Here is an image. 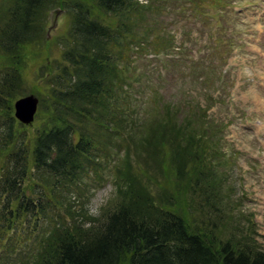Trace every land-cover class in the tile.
I'll return each instance as SVG.
<instances>
[{"label": "rangeland", "instance_id": "obj_1", "mask_svg": "<svg viewBox=\"0 0 264 264\" xmlns=\"http://www.w3.org/2000/svg\"><path fill=\"white\" fill-rule=\"evenodd\" d=\"M9 3L0 0L2 47L10 22L1 16ZM56 3L49 0L37 12L33 34L40 37L19 47L22 61L11 60L10 53L0 49V80L8 72L22 79L14 101L30 94L40 99L34 123H21L28 128L22 137L16 125L12 139L1 138L10 120L0 115V139L9 148L0 165L22 144L19 138L33 136L24 142L32 152L37 130L46 125L50 113L62 109L57 99L60 88L72 84L69 73L76 66L68 52L77 46L72 33L75 15ZM151 3L132 11L148 10L135 32V42L143 39V45L131 43L132 36L123 29L131 46L115 41L117 48L111 53L125 89L117 90L122 93L115 103L117 123L99 105L84 110L82 103L76 105L80 115L73 111V117L96 143L80 158L82 171L62 183L34 171L24 183L26 194L61 203L56 212L71 221L74 217L82 230L99 225L129 200L147 196L155 209L181 216L193 230L214 233L217 245L230 242L240 249L264 251V0H154L148 6ZM88 7L94 20L121 37L115 32L121 31L115 28L118 18L102 12L97 3ZM121 107L129 116L127 127L119 122L126 119ZM0 111L4 114L1 103ZM169 112L177 115L176 129L167 124ZM100 122L117 127L116 134ZM181 123L182 145L190 144L195 131L203 133L204 138L195 142L194 155L201 151L211 157L219 176L209 178L210 183L205 182L213 172L209 160H185V155L174 159L175 143L167 128L178 131ZM186 150L182 151L188 154ZM92 209L98 215H90Z\"/></svg>", "mask_w": 264, "mask_h": 264}, {"label": "trees", "instance_id": "obj_2", "mask_svg": "<svg viewBox=\"0 0 264 264\" xmlns=\"http://www.w3.org/2000/svg\"><path fill=\"white\" fill-rule=\"evenodd\" d=\"M48 1L10 0L5 9L7 13L1 16V19L8 18L10 24L5 30L4 46H0V49L10 53L8 56L11 60L22 61L19 47L28 44L34 36L36 40L39 39L40 36L33 34L32 22ZM150 1L154 3V0ZM92 2L97 3L102 12L112 15L113 19L118 18L117 25L121 27L116 25L115 28L121 31L115 32L121 37L112 36L107 26L104 28L92 18L91 8L88 7ZM152 3L148 6L152 7ZM56 4L75 15L72 33L76 35L77 46L68 52V58L76 68L73 74L69 73L72 84L68 83L63 90L61 87L58 92V104L62 109L50 113L46 125L37 130L32 152L29 153L24 142L28 144V137L33 139V136L27 135L24 140L19 138L22 144H17L16 149L7 154L8 160L5 159L4 164L0 165V264H264V251L240 249L230 242L217 245V240H213L214 233L210 235L202 229L193 230L181 216L155 209L147 196L138 198L137 202L129 200V203L109 213L99 225L87 230H82L74 217L71 221L56 212L55 208L58 206V211H61L60 206L63 205H58L54 199L50 203L27 196L24 183L34 171L55 176L60 183L73 180L82 171L80 158L88 154L96 143L84 128H79L73 117V111L80 115L75 109L76 105L82 103L83 110L90 105H99L109 110V117L117 123L119 115L114 112L117 107L115 103L122 96L117 90L124 92L125 89L122 85L124 78H119L118 72H115L111 53L117 48L115 44L118 42L115 41L125 47L127 44L131 46L130 43L126 44L123 29L132 36L131 43H138L140 47L143 45V39L135 42V32L140 24L139 18L143 21L148 10L133 14L132 11L149 8L138 0H57ZM118 53L121 52L115 54ZM3 76L0 80V103L4 107V114L0 111V115L10 121L6 126L7 132L1 138L7 141L14 137L12 129L16 125L18 137H22L28 128L14 117V90L21 87L22 79L13 78L10 72ZM120 111L121 117L126 119L120 118L119 122L124 124L129 121V116L124 107ZM100 124L116 134L117 127L103 122ZM167 124L176 129L179 124L177 115L169 112ZM179 126L178 131L167 128L169 140L175 143L172 151L176 155L174 159L181 160L185 155V160L196 161L199 158L203 163L206 158L213 171L205 178V182L210 183L209 178L213 180V177L219 176L211 157L201 151L198 156L194 155L195 142L204 138L201 129L189 136V145H182L179 131L183 123ZM130 131L135 133L132 129ZM6 141L0 139V158L9 151V148L6 150ZM184 147L188 154L182 151ZM201 175H195L196 185ZM68 214L71 215L69 210Z\"/></svg>", "mask_w": 264, "mask_h": 264}, {"label": "water", "instance_id": "obj_3", "mask_svg": "<svg viewBox=\"0 0 264 264\" xmlns=\"http://www.w3.org/2000/svg\"><path fill=\"white\" fill-rule=\"evenodd\" d=\"M39 103L40 99L34 94L21 97L14 104L15 118L20 123L31 126L35 121Z\"/></svg>", "mask_w": 264, "mask_h": 264}, {"label": "clouds", "instance_id": "obj_4", "mask_svg": "<svg viewBox=\"0 0 264 264\" xmlns=\"http://www.w3.org/2000/svg\"><path fill=\"white\" fill-rule=\"evenodd\" d=\"M139 2H140L141 4H146V3H147V0H139ZM90 215H98V211H97L96 209H92V210L90 211Z\"/></svg>", "mask_w": 264, "mask_h": 264}, {"label": "bare ground", "instance_id": "obj_5", "mask_svg": "<svg viewBox=\"0 0 264 264\" xmlns=\"http://www.w3.org/2000/svg\"><path fill=\"white\" fill-rule=\"evenodd\" d=\"M40 197H41V195H39V198H40ZM39 198H38V199H39ZM33 199L35 200V198H34V197H33Z\"/></svg>", "mask_w": 264, "mask_h": 264}]
</instances>
